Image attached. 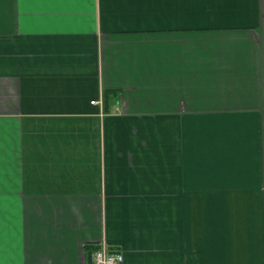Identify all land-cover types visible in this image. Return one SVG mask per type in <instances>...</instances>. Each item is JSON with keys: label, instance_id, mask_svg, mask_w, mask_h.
Instances as JSON below:
<instances>
[{"label": "crops", "instance_id": "0c3cea01", "mask_svg": "<svg viewBox=\"0 0 264 264\" xmlns=\"http://www.w3.org/2000/svg\"><path fill=\"white\" fill-rule=\"evenodd\" d=\"M100 246L264 264V0H0V264Z\"/></svg>", "mask_w": 264, "mask_h": 264}, {"label": "built area", "instance_id": "2783aa9c", "mask_svg": "<svg viewBox=\"0 0 264 264\" xmlns=\"http://www.w3.org/2000/svg\"><path fill=\"white\" fill-rule=\"evenodd\" d=\"M92 105L97 104V102L92 101ZM90 263L89 264H121L122 254L117 251H111L105 246H100L90 253Z\"/></svg>", "mask_w": 264, "mask_h": 264}, {"label": "trees", "instance_id": "16d2710c", "mask_svg": "<svg viewBox=\"0 0 264 264\" xmlns=\"http://www.w3.org/2000/svg\"><path fill=\"white\" fill-rule=\"evenodd\" d=\"M97 248H98V247L94 248V250L97 249Z\"/></svg>", "mask_w": 264, "mask_h": 264}]
</instances>
